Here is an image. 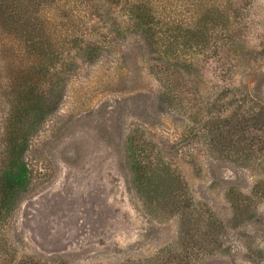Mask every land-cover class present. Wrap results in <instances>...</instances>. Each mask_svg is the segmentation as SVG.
<instances>
[{"label": "rangeland", "instance_id": "rangeland-1", "mask_svg": "<svg viewBox=\"0 0 264 264\" xmlns=\"http://www.w3.org/2000/svg\"><path fill=\"white\" fill-rule=\"evenodd\" d=\"M154 2L174 24L151 46L128 30L84 50L28 135L29 189L0 215V264H264V0ZM101 3L81 12L85 42L109 34ZM7 62L0 170L16 121Z\"/></svg>", "mask_w": 264, "mask_h": 264}, {"label": "trees", "instance_id": "trees-1", "mask_svg": "<svg viewBox=\"0 0 264 264\" xmlns=\"http://www.w3.org/2000/svg\"><path fill=\"white\" fill-rule=\"evenodd\" d=\"M91 1L0 0V52L8 58L2 76L10 82L6 95L16 118L3 137L6 158L0 170V215L12 212L29 189L30 170L25 161L28 135L58 108L65 84L78 64L74 59L81 58L84 50L95 57L105 42L115 35H125L128 30L141 35L144 43L151 46L161 31L158 26L168 27L173 23L165 20L154 0H100L104 8L96 16L110 22L109 34L107 30L100 40L85 42L87 34L80 15L88 11ZM111 14L115 16L110 17ZM89 26L92 30L98 27L90 21ZM192 29L187 31L188 42L203 35L200 25ZM69 58L73 62H68ZM258 115L253 117L264 127V109ZM212 125L214 130L218 129ZM225 126L222 123L220 127Z\"/></svg>", "mask_w": 264, "mask_h": 264}]
</instances>
